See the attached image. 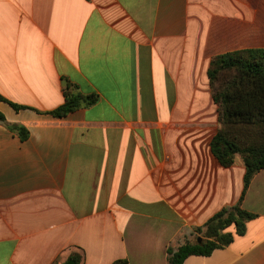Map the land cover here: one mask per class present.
I'll list each match as a JSON object with an SVG mask.
<instances>
[{"label": "crops", "instance_id": "1", "mask_svg": "<svg viewBox=\"0 0 264 264\" xmlns=\"http://www.w3.org/2000/svg\"><path fill=\"white\" fill-rule=\"evenodd\" d=\"M252 49L264 0H0V113L29 133L0 124V264H168L243 194V160L211 151L208 72ZM67 82L97 103L46 114ZM242 208L243 236L184 264H264V170Z\"/></svg>", "mask_w": 264, "mask_h": 264}, {"label": "trees", "instance_id": "2", "mask_svg": "<svg viewBox=\"0 0 264 264\" xmlns=\"http://www.w3.org/2000/svg\"><path fill=\"white\" fill-rule=\"evenodd\" d=\"M209 80L213 100L218 107V132L211 142V151L219 163L229 168L239 156L246 173L244 191L239 202L224 208L202 227L196 228L197 237L177 248L168 249V264H184L190 256H211L216 250L228 247L235 236H243L246 224L254 214L242 208L244 195L251 181L264 170V49H252L216 56L211 60ZM1 100H4L0 97ZM97 95H83L67 82L65 102L46 114L65 118L72 112L97 103ZM15 110L23 107L12 104ZM0 124L27 140L28 131L19 125L9 124L0 113ZM234 228L235 235L230 232ZM201 238L202 242L198 243ZM81 264V256L71 255L69 261ZM66 264V263H65ZM113 264H129L117 260Z\"/></svg>", "mask_w": 264, "mask_h": 264}, {"label": "water", "instance_id": "3", "mask_svg": "<svg viewBox=\"0 0 264 264\" xmlns=\"http://www.w3.org/2000/svg\"><path fill=\"white\" fill-rule=\"evenodd\" d=\"M201 242H202V239L199 238L198 243H201ZM67 264H75V262L71 260V261H68Z\"/></svg>", "mask_w": 264, "mask_h": 264}]
</instances>
